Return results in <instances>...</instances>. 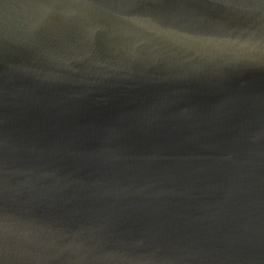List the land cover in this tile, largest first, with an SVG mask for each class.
I'll return each mask as SVG.
<instances>
[{
	"label": "water",
	"instance_id": "obj_1",
	"mask_svg": "<svg viewBox=\"0 0 264 264\" xmlns=\"http://www.w3.org/2000/svg\"><path fill=\"white\" fill-rule=\"evenodd\" d=\"M0 264H264V0H0Z\"/></svg>",
	"mask_w": 264,
	"mask_h": 264
}]
</instances>
